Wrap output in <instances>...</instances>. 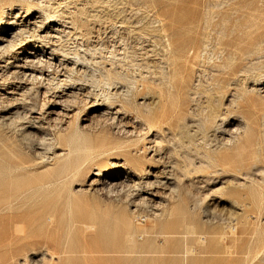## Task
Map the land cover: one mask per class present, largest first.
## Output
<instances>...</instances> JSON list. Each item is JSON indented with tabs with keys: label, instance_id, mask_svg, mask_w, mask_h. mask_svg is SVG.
<instances>
[{
	"label": "rangeland",
	"instance_id": "obj_1",
	"mask_svg": "<svg viewBox=\"0 0 264 264\" xmlns=\"http://www.w3.org/2000/svg\"><path fill=\"white\" fill-rule=\"evenodd\" d=\"M17 11L0 264H264V0H0V28ZM119 163L152 186H109Z\"/></svg>",
	"mask_w": 264,
	"mask_h": 264
},
{
	"label": "bare ground",
	"instance_id": "obj_2",
	"mask_svg": "<svg viewBox=\"0 0 264 264\" xmlns=\"http://www.w3.org/2000/svg\"><path fill=\"white\" fill-rule=\"evenodd\" d=\"M49 2V1H48ZM42 3V2H41ZM43 5H45L44 3H42ZM50 5L53 4V3H49ZM49 5V7H50ZM48 6V4H47ZM53 6V5H52ZM51 6V7H52ZM39 7V6H37ZM48 7V8H49ZM41 8V6H40ZM15 9V8H14ZM50 10V9H49ZM45 11V10H44ZM55 11V9H54ZM18 12V11H17ZM13 13V12H10V13H7L8 16H11L9 17L10 19L7 21V25H4L3 27L0 28V50H4V48H7V47H12L13 44H15L16 42V39L18 40L19 37L24 33V32H27L26 28L25 29H21L20 27H16V23H17V17L19 16V12L18 13ZM58 12V11H57ZM45 13V12H44ZM55 15V14H54ZM8 16H7V19H8ZM23 16V14H22ZM42 19V18H41ZM44 19V18H43ZM55 19V18H54ZM6 21V20H5ZM19 24V22H18ZM25 25H28V24H25ZM18 26V25H17ZM21 26V24L19 25ZM23 26V25H22ZM39 28V27H38ZM18 30L21 32H18ZM28 33V32H27ZM38 33V32H37ZM30 35V34H29ZM28 35V36H29ZM33 35V33H32ZM27 36V37H28ZM52 36V35H50ZM46 37V36H45ZM23 38V37H21ZM21 40V39H19ZM24 40H26L24 38ZM23 40V41H24ZM15 46V45H14ZM23 46V45H22ZM39 47L36 45V44H33L31 45L30 47H24L21 51H18L19 54H22V55H26L24 56L26 61L28 62H33L34 63V59L33 57H36L35 55L37 54V52H39L40 50L38 49ZM10 50V49H9ZM7 50V51H9ZM14 50V49H13ZM5 51V50H4ZM14 54V53H13ZM40 54V53H39ZM37 54V55H39ZM53 54V53H52ZM5 55V54H4ZM43 55V54H42ZM23 57V59H24ZM38 58V57H37ZM25 61V62H26ZM43 62V61H41ZM28 64V63H27ZM38 64V63H37ZM22 65V64H21ZM20 66V65H18ZM24 66V65H22ZM27 66V65H26ZM32 66V64H31ZM28 67V66H27ZM36 67V65H35ZM29 68V67H28ZM31 68V67H30ZM35 69V68H34ZM33 69V71H34ZM28 70V69H27ZM42 70V69H40ZM18 71V70H17ZM23 71V69H22ZM32 71V70H31ZM15 73V72H14ZM17 73V72H16ZM22 73V72H21ZM33 73V72H32ZM30 73L29 75H34ZM42 73V72H41ZM24 74L25 71H24ZM24 74H21V75H24ZM20 75V76H21ZM39 75V74H38ZM42 75V74H41ZM25 76V75H24ZM14 77V76H13ZM35 77H36V74H35ZM39 77V76H38ZM47 77V76H46ZM1 78V77H0ZM17 78V77H16ZM19 78V77H18ZM31 78V77H30ZM43 78V77H42ZM38 79V78H37ZM46 79V78H45ZM27 80V79H26ZM23 81V80H22ZM42 81V80H41ZM2 88V87H1ZM215 114L212 116V118H210V125H212V127H215V130H202V137L200 138V140L202 141H205L207 144H210L211 142L213 141H216V147L214 148V150L217 152L221 149H230L229 146H231L232 144V140L234 139L232 136H223V135H217V132H218V129H219V126L217 124V119L218 117H220V114H218L217 112H214ZM185 126V125H184ZM183 126V127H184ZM200 126V125H199ZM204 129V128H203ZM185 130H188L187 134H191L194 132V130H191L190 128H188V126L186 127L185 126ZM210 131H213L212 135H209ZM185 133V132H184ZM235 136V135H234ZM199 141V140H198ZM234 141V140H233ZM220 152V151H219ZM207 157L209 156V154H205ZM253 159L255 158V160L257 158L256 155L252 156ZM214 159V157H212ZM256 160V161H257ZM244 161V160H243ZM117 167H120L121 169H124L125 171V175H121L120 172H116L112 175H110L111 177V182L109 183V186H111L112 188H114L115 190H119L121 192L123 191H128L129 193H133V194H138L140 192V190H142L143 187H149V186H152V181H146L145 183H141V182H137L135 180L136 178V175H135V171L132 170L131 167L129 166H126L124 163L123 164H117L116 165ZM254 167H257V163L255 161H253V163L251 164L250 168H254ZM127 169V171L125 170ZM131 169V170H130ZM140 172H143V171H146V168L144 167H141L139 168ZM245 185V184H244ZM243 185V186H244ZM111 188V189H112ZM143 200L147 197H142ZM144 200V201H145Z\"/></svg>",
	"mask_w": 264,
	"mask_h": 264
}]
</instances>
